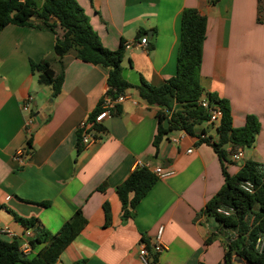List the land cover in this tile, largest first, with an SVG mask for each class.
Returning a JSON list of instances; mask_svg holds the SVG:
<instances>
[{
  "label": "crops",
  "instance_id": "0c3cea01",
  "mask_svg": "<svg viewBox=\"0 0 264 264\" xmlns=\"http://www.w3.org/2000/svg\"><path fill=\"white\" fill-rule=\"evenodd\" d=\"M76 1L110 50L147 36V46L126 49L122 61L124 77L134 85L146 81L161 86L175 76L183 9L196 8L205 15L203 98L213 93L227 99L234 127L243 126L247 115L260 122L254 143L242 148L241 160L232 159L230 144L225 147L227 170L236 173L246 160L264 164V22L258 20L259 0ZM56 36L16 24L0 29V228L8 226L21 243L30 230L31 241L34 230L25 229L17 217L37 218L41 227L55 233L81 208L87 224L55 264H144L139 247H153L161 228L164 249L149 264L223 263L228 231L204 213L224 183L222 161L211 144L199 139L218 140L217 125L204 121L195 136L174 131L155 155L158 107L130 88L128 98L94 128L96 140L79 151L80 124L91 122L90 114L108 95V69L74 52L57 55ZM41 60L56 73L64 72L58 96L32 71L31 62ZM30 96V110L24 111ZM29 117L33 122L28 130ZM20 149L23 162L16 157ZM139 163L173 173L160 177L126 219L116 187ZM102 184L106 188L98 190ZM43 202L48 204H39ZM106 202L111 209L107 225ZM41 247L33 248L32 256Z\"/></svg>",
  "mask_w": 264,
  "mask_h": 264
},
{
  "label": "trees",
  "instance_id": "16d2710c",
  "mask_svg": "<svg viewBox=\"0 0 264 264\" xmlns=\"http://www.w3.org/2000/svg\"><path fill=\"white\" fill-rule=\"evenodd\" d=\"M259 22H264V0H259ZM9 24L29 26L56 34L55 52L59 56L74 52L79 59L99 64L108 69V95L117 98L130 88L147 104L158 107L157 133L154 137L155 155L159 154L161 143L172 132L184 130L195 136V128L209 121L210 113L200 101L204 89L200 82L203 46L207 35L208 19L196 8L186 7L181 16V41L178 49L176 75L161 86L146 81L134 85L123 75L122 61L126 55L125 41L116 50L106 48L90 24L82 6L76 0H0V29ZM61 30V33L58 30ZM142 32L138 33L141 36ZM32 71L38 73L40 84L52 86L53 96L62 91L64 72L56 73L48 61L31 62ZM210 105H219L222 117L217 125L218 140L199 136L202 142L211 144L222 161L224 183L218 192L208 200L204 213L215 219L221 228L228 231V249L223 263L234 264L237 251L247 264H264V164L246 160L240 169L231 174L227 170L228 151L251 146L260 130L255 115H247L241 127H234L232 109L225 98L208 94ZM101 110L100 105L90 114V121ZM168 127H164L165 119ZM78 150L82 144V131H78ZM28 148L31 142L28 141ZM159 176L148 166H137L127 178L116 187L121 200L123 217L134 215L137 205L159 180ZM106 184L98 187L104 190ZM47 205L48 203H39ZM105 225L111 221L110 205L104 203ZM25 227L34 230L30 244L33 248L42 245L31 258H25L20 250L19 237L8 240L0 234V264H55L61 253L80 234L87 224L82 209H77L61 228L53 233L40 226L37 218L17 217Z\"/></svg>",
  "mask_w": 264,
  "mask_h": 264
},
{
  "label": "built area",
  "instance_id": "2783aa9c",
  "mask_svg": "<svg viewBox=\"0 0 264 264\" xmlns=\"http://www.w3.org/2000/svg\"><path fill=\"white\" fill-rule=\"evenodd\" d=\"M148 43V38L147 36H143L141 38L140 41H134V42H130V43H125V48H131L133 46H147ZM126 98H128V96L126 94H121L119 95L117 98H112L111 96L105 95L101 102H100V108L101 110L99 111V113L95 116L94 120L91 122L88 121H84L80 124L79 126V130L82 131V144L88 145L91 142L96 140V134H95V127H97L99 124H101L103 122L104 119H106L107 117H109L112 114L113 109L115 108L116 104L118 102H122L124 101ZM33 101V97H28L26 103L23 105V110L24 111H29L30 110V106L32 104ZM200 104L209 111L210 113V119L209 122L218 125L221 117H222V109L220 108L219 105H210V101L209 99L203 98L200 101ZM33 122L32 117H29L27 122H26V126L28 128V130L31 127V124ZM173 141H177L178 139L175 137L172 138ZM191 152V150L189 151ZM23 156H24V151L23 149H20L17 152L16 157L23 162ZM231 157L234 161H239L243 158V149L242 148H237L236 151L231 153ZM148 166L150 167V165H146L143 163H139L138 166ZM151 169L159 176V177H165L167 175H170L171 173H173V171H164L163 168L161 166L159 167H151ZM162 231L163 228H161L159 230L158 236H157V241L156 243L153 245V247L149 248L145 243H141L140 245V250H139V255H140V259L144 264H149L151 262V258L152 255L161 252L164 247L160 241V237L162 235ZM0 234L1 235H6L9 236L11 238H15L16 234L8 227L5 226L3 228H0ZM31 233L30 230L27 232V238L28 240L23 241L21 243L20 246V250L23 254V256L25 258H30L32 257V254L34 253V249L30 244V237Z\"/></svg>",
  "mask_w": 264,
  "mask_h": 264
},
{
  "label": "water",
  "instance_id": "95a60500",
  "mask_svg": "<svg viewBox=\"0 0 264 264\" xmlns=\"http://www.w3.org/2000/svg\"><path fill=\"white\" fill-rule=\"evenodd\" d=\"M169 125V119L166 118L165 121H164V127H168ZM234 258H233V262L235 264H246L247 262L244 260V258L237 253V251H234Z\"/></svg>",
  "mask_w": 264,
  "mask_h": 264
}]
</instances>
